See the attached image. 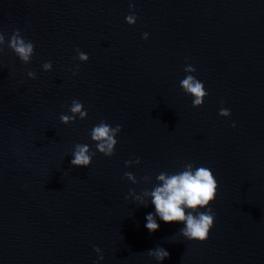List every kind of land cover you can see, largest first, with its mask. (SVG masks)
Masks as SVG:
<instances>
[{
	"label": "water",
	"instance_id": "obj_1",
	"mask_svg": "<svg viewBox=\"0 0 264 264\" xmlns=\"http://www.w3.org/2000/svg\"><path fill=\"white\" fill-rule=\"evenodd\" d=\"M14 30L35 54L0 55V264H264V0H0L6 41ZM188 64L208 93L200 108L180 87ZM73 100L88 117L64 125ZM101 121L122 126L115 154L72 166L76 144L96 151ZM187 163L219 186L204 243L159 218L149 233L150 198L129 195ZM157 246L162 262L147 255Z\"/></svg>",
	"mask_w": 264,
	"mask_h": 264
},
{
	"label": "clouds",
	"instance_id": "obj_2",
	"mask_svg": "<svg viewBox=\"0 0 264 264\" xmlns=\"http://www.w3.org/2000/svg\"><path fill=\"white\" fill-rule=\"evenodd\" d=\"M129 12L130 14L125 17L126 23L129 26H135L138 18L135 15L134 3L130 2ZM148 38V33L142 34V39L147 41ZM5 45L22 64L29 65L31 63L35 54V45L24 39L19 30H14L7 41L5 35L0 32V55L4 53ZM76 59L81 63H87L89 56L76 49ZM42 70L51 72L52 63L50 61L45 62L42 65ZM184 71L186 76L181 80L180 87L186 95L192 97V106L200 108L208 96L205 86L193 75L196 68L191 64L186 65ZM77 72L78 66L73 75H76ZM27 76L33 80L37 78L36 73L33 71H28ZM69 112L70 114H61L60 116V120L64 125L75 123L77 117L81 121L88 117V112L79 100L72 101ZM218 115L222 118H229L231 112L229 109L221 107ZM232 127H235V124ZM121 132L122 126L120 124L113 127L101 121L93 126L90 137L96 146V151L93 152L87 144H76L71 153L73 157L71 165L88 168L97 152L111 158L115 154L117 146L116 137ZM133 164L139 165L140 159L126 161L125 167H132ZM124 177L132 184L137 183L136 177L131 172H125ZM144 179L146 182L150 181L149 177ZM156 182L151 191L145 190L140 195H137L134 190H130L129 193L130 197L145 207L148 205L146 200L150 198L151 204L155 208V213H149L145 218L147 231L155 233L159 229L157 223V218H159L160 221L166 224L179 223L184 225L180 228L179 233L186 240L198 243L206 242L215 221V213L210 205L216 200L219 187L212 171L204 166L195 167L192 163H187L180 172L172 174L160 172L156 176ZM93 250L97 253L99 260H103L101 249L93 245ZM147 255L158 262H162L169 257L168 251L159 246L148 250Z\"/></svg>",
	"mask_w": 264,
	"mask_h": 264
}]
</instances>
